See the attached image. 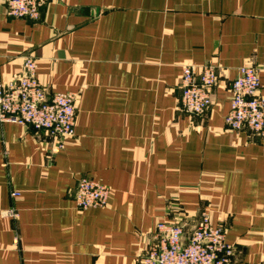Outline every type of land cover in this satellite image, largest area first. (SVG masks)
<instances>
[{
    "label": "crops",
    "instance_id": "1",
    "mask_svg": "<svg viewBox=\"0 0 264 264\" xmlns=\"http://www.w3.org/2000/svg\"><path fill=\"white\" fill-rule=\"evenodd\" d=\"M29 56L49 96L77 95L76 137L54 153L44 132L0 122V264H137L160 221L191 230L203 211L234 264H264V136L225 121L238 70L264 65V0H52L38 21L0 0L3 79ZM206 63L219 81L193 118L183 69ZM82 176L109 187L106 207L78 209Z\"/></svg>",
    "mask_w": 264,
    "mask_h": 264
},
{
    "label": "built area",
    "instance_id": "2",
    "mask_svg": "<svg viewBox=\"0 0 264 264\" xmlns=\"http://www.w3.org/2000/svg\"><path fill=\"white\" fill-rule=\"evenodd\" d=\"M52 0H5L7 16L38 21L41 10ZM38 63L29 56L19 75L9 81L0 71V122H17L44 132L55 142L54 153L76 137L77 95L57 92L49 96L37 76ZM263 66L248 65L238 70L231 83L230 111L225 121L229 131H248L264 136ZM219 81L218 68L212 63L201 67L185 66L182 75L181 109L190 117H203L213 102V89ZM110 189L88 176L79 178L74 197L80 210L103 208L109 202ZM19 191L12 192L14 200ZM5 219L16 220L12 206L1 211ZM236 248L226 241V229L215 225L208 212L201 213L200 223L191 230L178 221L163 220L137 264H234Z\"/></svg>",
    "mask_w": 264,
    "mask_h": 264
}]
</instances>
